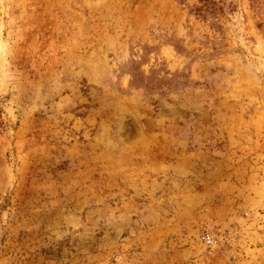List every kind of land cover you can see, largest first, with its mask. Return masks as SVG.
<instances>
[{"label":"rangeland","instance_id":"obj_1","mask_svg":"<svg viewBox=\"0 0 264 264\" xmlns=\"http://www.w3.org/2000/svg\"><path fill=\"white\" fill-rule=\"evenodd\" d=\"M0 264H264V0H0Z\"/></svg>","mask_w":264,"mask_h":264}]
</instances>
